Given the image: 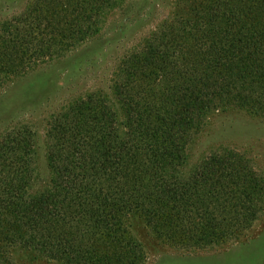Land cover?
Listing matches in <instances>:
<instances>
[{"label": "trees", "instance_id": "1", "mask_svg": "<svg viewBox=\"0 0 264 264\" xmlns=\"http://www.w3.org/2000/svg\"><path fill=\"white\" fill-rule=\"evenodd\" d=\"M123 1L23 3L0 22V92L38 63L88 42L84 53L95 52L98 24ZM174 9L118 62L123 130L100 92L50 119L46 193L27 190L32 133L20 126L0 137V264L21 263V251L59 264H134L133 218L160 241L197 251L242 245L264 220V176L245 154L215 150L186 171L214 114L264 119V0H174Z\"/></svg>", "mask_w": 264, "mask_h": 264}, {"label": "rangeland", "instance_id": "2", "mask_svg": "<svg viewBox=\"0 0 264 264\" xmlns=\"http://www.w3.org/2000/svg\"><path fill=\"white\" fill-rule=\"evenodd\" d=\"M26 1L16 5L0 0V22L23 11ZM174 11V0H124L98 24L100 33L95 40L99 48L95 52L84 53L94 46L88 42L64 58L38 63L0 92V137L20 126L32 133L35 170L27 187L31 196L46 193L53 183L47 136L53 115L88 93L100 92L123 130L124 106L112 88L118 62L163 21L172 18ZM227 148L245 154L254 170L264 176V119L239 109L214 114L189 152L186 171L212 151ZM130 224L136 240L132 247L134 264H264V220L242 245L198 251L180 250L160 241L138 218L131 219ZM31 252L21 251L18 257L24 260L17 264H59L33 260Z\"/></svg>", "mask_w": 264, "mask_h": 264}]
</instances>
